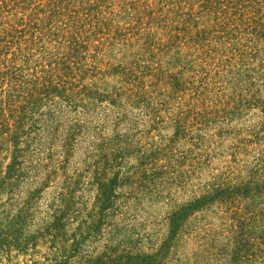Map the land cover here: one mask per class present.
Here are the masks:
<instances>
[{
  "label": "rangeland",
  "instance_id": "1",
  "mask_svg": "<svg viewBox=\"0 0 264 264\" xmlns=\"http://www.w3.org/2000/svg\"><path fill=\"white\" fill-rule=\"evenodd\" d=\"M0 264H264V0H0Z\"/></svg>",
  "mask_w": 264,
  "mask_h": 264
}]
</instances>
